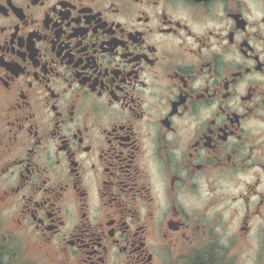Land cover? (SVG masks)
Here are the masks:
<instances>
[{
  "label": "flooded vegetation",
  "instance_id": "af4514ba",
  "mask_svg": "<svg viewBox=\"0 0 264 264\" xmlns=\"http://www.w3.org/2000/svg\"><path fill=\"white\" fill-rule=\"evenodd\" d=\"M0 264H264V0H0Z\"/></svg>",
  "mask_w": 264,
  "mask_h": 264
}]
</instances>
